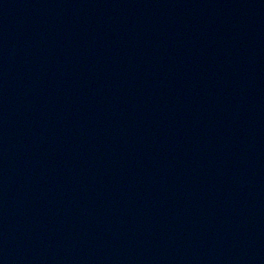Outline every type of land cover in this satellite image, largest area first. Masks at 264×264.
<instances>
[{
  "label": "water",
  "instance_id": "water-1",
  "mask_svg": "<svg viewBox=\"0 0 264 264\" xmlns=\"http://www.w3.org/2000/svg\"><path fill=\"white\" fill-rule=\"evenodd\" d=\"M0 264H264V0H0Z\"/></svg>",
  "mask_w": 264,
  "mask_h": 264
}]
</instances>
